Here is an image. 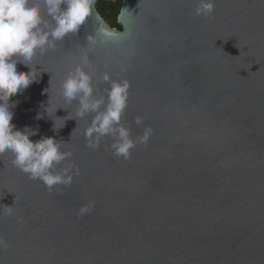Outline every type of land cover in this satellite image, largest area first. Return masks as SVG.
<instances>
[{"label":"water","instance_id":"1","mask_svg":"<svg viewBox=\"0 0 264 264\" xmlns=\"http://www.w3.org/2000/svg\"><path fill=\"white\" fill-rule=\"evenodd\" d=\"M197 2L121 0V31L93 5L79 34L35 58L11 122L61 141L79 175L49 191L0 154V264H264V0H214L210 18ZM97 29L112 38L98 71L130 81L122 122L153 130L127 160L108 138L87 147L91 117L59 95L63 58Z\"/></svg>","mask_w":264,"mask_h":264},{"label":"clouds","instance_id":"2","mask_svg":"<svg viewBox=\"0 0 264 264\" xmlns=\"http://www.w3.org/2000/svg\"><path fill=\"white\" fill-rule=\"evenodd\" d=\"M94 3L95 0H0V154L11 153L12 166L30 179L39 180L49 191L71 185L74 176L79 175L78 167L71 162L73 153L63 150L62 142L55 137L33 141L30 137L37 134L35 131L16 129L11 122L15 104L10 103V98L38 81L36 73L40 68L37 69L39 64L33 68L35 58L55 52L59 42L70 34H79ZM214 9V0H198L194 14L210 18ZM85 39L84 47L63 58L65 71L59 95L65 104L76 105L73 119L91 117L83 132L87 147L98 150L101 141L108 138L112 155L127 160L138 145H147L153 130L145 127L141 135H132L131 128L122 122L130 81L98 71L96 60L102 54V46L112 40L108 32L97 29ZM18 64L29 71H18ZM94 80L108 86L101 91ZM135 123L143 124V117L137 116ZM53 127L58 130L55 122ZM91 206H82L79 214L89 212ZM6 207V214L12 215L11 207ZM0 246L6 247L2 238Z\"/></svg>","mask_w":264,"mask_h":264},{"label":"trees","instance_id":"3","mask_svg":"<svg viewBox=\"0 0 264 264\" xmlns=\"http://www.w3.org/2000/svg\"><path fill=\"white\" fill-rule=\"evenodd\" d=\"M121 0L111 2L108 0H95L94 6L103 23L110 29L121 31L117 23V14L120 9Z\"/></svg>","mask_w":264,"mask_h":264},{"label":"built area","instance_id":"4","mask_svg":"<svg viewBox=\"0 0 264 264\" xmlns=\"http://www.w3.org/2000/svg\"><path fill=\"white\" fill-rule=\"evenodd\" d=\"M108 1L115 2L116 0H108Z\"/></svg>","mask_w":264,"mask_h":264}]
</instances>
